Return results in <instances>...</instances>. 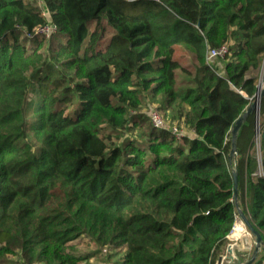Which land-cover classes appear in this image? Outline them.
<instances>
[{"label": "trees", "instance_id": "trees-1", "mask_svg": "<svg viewBox=\"0 0 264 264\" xmlns=\"http://www.w3.org/2000/svg\"><path fill=\"white\" fill-rule=\"evenodd\" d=\"M0 0V264H217L238 205L264 259V0ZM112 36L99 43L106 28ZM28 44V46H27ZM228 45L224 59L207 61ZM193 70L173 58L175 47ZM178 71L189 78L178 82ZM264 81V68L261 74ZM148 100L180 137L152 125ZM96 246L77 252L80 236Z\"/></svg>", "mask_w": 264, "mask_h": 264}, {"label": "rangeland", "instance_id": "rangeland-1", "mask_svg": "<svg viewBox=\"0 0 264 264\" xmlns=\"http://www.w3.org/2000/svg\"><path fill=\"white\" fill-rule=\"evenodd\" d=\"M26 1H30L33 2L34 5L38 8H43V5L45 6L44 0H26ZM112 36V31L110 30V28H106L102 39L100 40L99 43V47L103 48L105 47V45L108 43L110 37ZM28 46V44H27ZM173 58L175 60L178 61V63H180V65L187 67V69L193 70V58L191 56V54L183 47H179L176 46L175 50H174V55ZM208 61V60H207ZM208 63L210 64H217L216 61H208ZM218 65V64H217ZM264 68V57H263V63H262V67L261 70L259 72V79H258V83L261 81L262 82V86L264 85V81L261 78V74ZM178 82H182L183 79L189 78L187 75L181 73L180 71H178ZM151 109H156V105L155 104H151L150 101L146 100L145 101V105L143 106V111L145 112V115H147V113L151 110ZM161 116L164 119V112L162 110H157ZM164 123H165V127L167 129L172 128L173 126H176L177 123L171 122L166 118L164 119ZM259 119L258 122L254 124V135H253V140H254V148H255V152L257 154L258 157H260V152H259V134H260V128L261 125H259ZM184 131H186L184 129ZM240 221L244 227V232L241 233V237L238 239H231V247L233 252L231 253V255H233V261L231 264H235L238 262H244L247 259H249L253 248H254V244H255V238L254 236L250 233L249 229L243 224L242 220L240 217L237 216L236 222ZM232 234H230V236L232 237ZM246 236V237H245ZM75 242L77 243V248L76 251L81 252V253H88V252H92L96 250V246L89 240V238L87 236H80L78 239L75 240ZM107 250L104 252L103 249L98 252L95 253L91 259L90 262L93 264H120L121 259H122V255L124 253V250L121 249H117L114 247H109L106 248ZM229 255V254H228ZM258 258V256H257ZM256 258V259H257ZM11 263L10 264H15L14 263V259L11 258ZM229 261L228 257H224L222 259V263L223 264H227Z\"/></svg>", "mask_w": 264, "mask_h": 264}, {"label": "water", "instance_id": "water-1", "mask_svg": "<svg viewBox=\"0 0 264 264\" xmlns=\"http://www.w3.org/2000/svg\"><path fill=\"white\" fill-rule=\"evenodd\" d=\"M264 95V85L262 86V82L260 81L257 85V90L255 93V98L252 101V103L247 107V110L244 112V114L239 117L235 123V125L232 128V138H231V150H230V154H229V161H232L235 156H236V147H235V142H236V137H237V132L238 129L240 127V125L242 124V122L245 120V118L247 117V115L249 113H251L252 111H255V122H258V107H259V101L262 98V96ZM232 176H233V198H234V203L237 209V216L241 218L243 224L249 229L250 233L254 236L255 238V244H254V248L253 251L249 257V259H247L244 262H238L235 264H253L258 256V253L260 251V247H261V235L259 234V232H257L254 227L250 224L247 216L243 213V211L240 209L239 205H238V201H237V197H238V176H237V172L236 170H233L232 172ZM233 252L231 245L229 244L227 247V253L229 255L225 256L229 258V261L227 264H231L233 261V255H231V253ZM224 258V257H223ZM223 258H219L217 261V264H223L222 263V259Z\"/></svg>", "mask_w": 264, "mask_h": 264}, {"label": "built area", "instance_id": "built-area-1", "mask_svg": "<svg viewBox=\"0 0 264 264\" xmlns=\"http://www.w3.org/2000/svg\"><path fill=\"white\" fill-rule=\"evenodd\" d=\"M40 10H41V15L46 19L47 23L42 26L37 27L34 33L36 35H39L41 37L48 39L52 33L56 32L57 27L55 26V24L51 22L49 10L44 5H43V8H40ZM227 54H228V45L223 44L217 48L210 49L207 53V60L208 61H214L217 59L221 60V59H224ZM147 115L149 117L150 122L152 123L154 127L167 129L165 127L164 119L161 116V114L157 111V109H151L147 113ZM168 130H170L177 137H180L183 134H185L184 130L178 127L177 125L173 126L172 128ZM106 250H107L106 248L103 249L104 252ZM259 264H264V259Z\"/></svg>", "mask_w": 264, "mask_h": 264}, {"label": "crops", "instance_id": "crops-1", "mask_svg": "<svg viewBox=\"0 0 264 264\" xmlns=\"http://www.w3.org/2000/svg\"><path fill=\"white\" fill-rule=\"evenodd\" d=\"M236 223H238V222H236ZM241 225H242V223H241ZM243 226V225H242ZM244 232V228L242 229V230H238V229H236L234 232H233V234H232V237L231 236H228V239L231 241V239L233 238V239H238V238H240L241 237V233H243ZM246 237V236H245Z\"/></svg>", "mask_w": 264, "mask_h": 264}, {"label": "bare ground", "instance_id": "bare-ground-1", "mask_svg": "<svg viewBox=\"0 0 264 264\" xmlns=\"http://www.w3.org/2000/svg\"><path fill=\"white\" fill-rule=\"evenodd\" d=\"M238 223H235L233 230L231 233H233L236 229L242 230L244 227L241 225V222L237 220ZM230 236V235H229Z\"/></svg>", "mask_w": 264, "mask_h": 264}]
</instances>
